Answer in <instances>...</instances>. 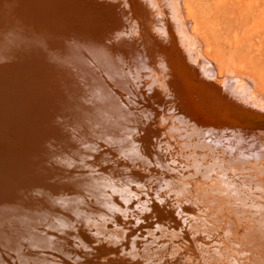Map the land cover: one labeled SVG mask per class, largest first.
<instances>
[{
	"label": "bare ground",
	"instance_id": "bare-ground-1",
	"mask_svg": "<svg viewBox=\"0 0 264 264\" xmlns=\"http://www.w3.org/2000/svg\"><path fill=\"white\" fill-rule=\"evenodd\" d=\"M0 6L18 21L17 89L30 108L26 122H6L7 141L35 187L0 217L14 258L264 264V88L221 63L190 0ZM103 238L107 259L85 258Z\"/></svg>",
	"mask_w": 264,
	"mask_h": 264
},
{
	"label": "rangeland",
	"instance_id": "rangeland-1",
	"mask_svg": "<svg viewBox=\"0 0 264 264\" xmlns=\"http://www.w3.org/2000/svg\"><path fill=\"white\" fill-rule=\"evenodd\" d=\"M190 1H191L193 14L197 19L198 25L203 29L205 35L209 38L210 42L212 43V47L214 51L218 54L220 58L221 63L223 65L232 67L236 70L242 71L244 73L246 72L249 75H252L264 88V0H190ZM2 11L3 8L0 6V14L2 13ZM4 16H5L4 18L5 20L2 19V17ZM17 24H18L17 19L15 20L14 18H12L10 14L7 13L6 15L3 12L0 15V33H1L0 37L2 39L7 38L6 40L0 42V116H1L0 117L1 120L0 121L1 124L0 125V197H1L0 217L7 210L12 209L11 206L12 204L15 203L24 204L30 202L28 200V197L31 196V191L28 189V187L30 186V188L35 189V187H32V182L29 181L28 179L29 176L27 175L26 171L20 168L21 157H18L20 154L15 150V148H13L14 146L8 143L7 141L8 125L6 122H9L8 121L9 118L11 120L17 121L16 123H19L20 120H22L20 121V123H24L27 121L26 117L24 116L26 115V111L29 110L27 116H29V112H30L29 106H26V102L24 103V101L21 98L20 95L21 92H19L20 87H18L17 89L18 86L17 83L20 82L19 79L21 76L19 75V73L20 71L23 72V64L22 63H21L22 65L18 64L20 62V59L18 58L17 55H15V50H13L17 48L16 43L12 41L13 38L15 39L16 34H18L19 32ZM6 31H8V33ZM2 43H6L7 46H5V49L1 48ZM9 47L11 49H9ZM16 94L18 96L20 95L19 98L17 97ZM21 103L23 107L21 106ZM6 105L8 108H6ZM12 105H18L20 107L19 108L18 106L12 107ZM25 106L27 109H25ZM4 111L6 114L3 113ZM14 113L16 114L14 115ZM3 116H5L4 117L5 120ZM246 147L247 146H245V148ZM242 151L243 149L241 148L238 150V152H242ZM232 152L236 153V151H232ZM186 177H187L186 178L187 183L185 186V190L187 189L186 193L188 194L192 190L191 193L195 194V192L198 191L197 190L198 187H196L198 185L193 181L192 183H189L190 182L189 180L191 179L194 180V178H191L190 176H186ZM194 187L197 189H195ZM191 193H189L188 195H190ZM32 199L34 200V198ZM173 217L176 218L175 219L176 222L178 223L181 222V220H179L180 217L177 214H174ZM78 228L77 230H79ZM84 228L87 229V227ZM36 229H42L52 234L57 232L55 228H50L44 225H39L36 227ZM238 232H239V228L238 230L237 229L234 230L231 236V240H234L237 237ZM17 238L23 244H25L26 242L24 239L25 237L23 238V236H18ZM100 242L102 243L101 245ZM108 243L110 246H112L111 245L112 243L109 242L108 238H103L102 240L98 239V241H95V244H97V248L95 249L93 254L85 256V258L91 260L92 262L98 259H107L102 257L104 256V247ZM236 245L240 247V249L237 248L234 249L237 253L241 254L247 251L243 247L241 241L240 242L236 241ZM2 247L5 250H3ZM1 249L4 252H2ZM0 250H1L0 254L2 255V256L0 255V264L22 263V262L20 263L16 258H14L15 257L14 251L9 250L7 245H4V243L2 242L1 238H0ZM7 250H9L8 251L9 253L7 252ZM47 252H49V250ZM3 253H4V258H3ZM55 254L53 256H55L56 260L65 264L74 263V261L76 260L75 258L77 256L76 254L64 256L59 254L58 252H55ZM109 254L110 257L114 256L118 260L119 258L118 254H116L115 252ZM109 254L106 253L105 256L108 257Z\"/></svg>",
	"mask_w": 264,
	"mask_h": 264
}]
</instances>
